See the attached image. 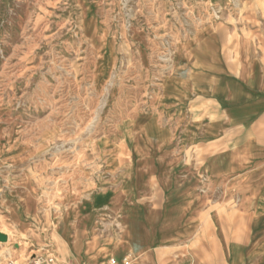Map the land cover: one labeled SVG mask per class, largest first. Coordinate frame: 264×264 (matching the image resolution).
<instances>
[{
    "label": "rangeland",
    "instance_id": "374dc122",
    "mask_svg": "<svg viewBox=\"0 0 264 264\" xmlns=\"http://www.w3.org/2000/svg\"><path fill=\"white\" fill-rule=\"evenodd\" d=\"M208 41L264 62V0H0V264H138L97 247L176 185L178 76Z\"/></svg>",
    "mask_w": 264,
    "mask_h": 264
},
{
    "label": "crops",
    "instance_id": "0c3cea01",
    "mask_svg": "<svg viewBox=\"0 0 264 264\" xmlns=\"http://www.w3.org/2000/svg\"><path fill=\"white\" fill-rule=\"evenodd\" d=\"M217 46L204 42L181 64L176 144L193 153L170 160L178 166L175 186L167 170L144 202L122 206L121 242L97 247L118 261L128 253L138 264H252L264 257V62L250 59L246 47L230 62ZM203 226L211 234L186 258L185 239ZM94 248L95 240L75 260L92 263Z\"/></svg>",
    "mask_w": 264,
    "mask_h": 264
},
{
    "label": "water",
    "instance_id": "95a60500",
    "mask_svg": "<svg viewBox=\"0 0 264 264\" xmlns=\"http://www.w3.org/2000/svg\"><path fill=\"white\" fill-rule=\"evenodd\" d=\"M8 238L5 234L0 233V241H6Z\"/></svg>",
    "mask_w": 264,
    "mask_h": 264
}]
</instances>
